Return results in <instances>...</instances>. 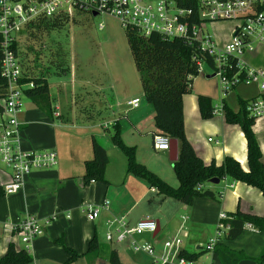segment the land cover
Listing matches in <instances>:
<instances>
[{
    "label": "crops",
    "instance_id": "1",
    "mask_svg": "<svg viewBox=\"0 0 264 264\" xmlns=\"http://www.w3.org/2000/svg\"><path fill=\"white\" fill-rule=\"evenodd\" d=\"M232 32L233 28L230 39ZM211 36L218 47L222 48L226 45V43H218L212 34ZM263 48L264 46L260 45L254 51L247 52L258 65L249 66L248 60L243 57L245 64L253 69L264 71ZM205 65L208 64L202 63L201 72L205 71ZM210 67L213 73L208 74L207 77L218 78V90L222 95L220 103L215 102L212 90H194L198 82L195 85V77L193 78L194 94L187 93L183 96L187 138L206 164L211 162L221 164L227 155H231L241 163L244 169L248 170L247 140L239 124L227 122L222 107L224 96L221 77L214 67ZM70 69L69 76L73 78L71 82L76 85H85L84 81L78 80V73H74L71 67ZM251 86H255V90L250 97H243L240 94L237 99L243 97L251 100L259 96L260 90L257 85L240 84L234 89H240V92L245 94L250 92L248 88ZM199 92L207 93L205 95L212 97L215 106V114L212 118H203L198 104V95L202 94ZM229 93L230 91L225 97L231 105L227 98ZM142 94H144L143 91ZM135 98L140 99L139 96H131L127 102ZM29 100L33 107L26 111L22 110L20 113L21 147L25 151L54 150L57 153V163L50 168L35 169L25 178V184L20 191L12 194L5 193L0 197V258L5 255L10 243H14L17 248L25 247L16 228L26 215H33L43 224L44 233L25 247L33 256L31 264H66L70 255L66 247L80 253L79 258L70 264H111L109 258L112 250L117 251L123 264H154L150 255L134 250L131 242L126 247L118 248L112 247L113 241H108L106 238L107 232L114 229V226L110 224L111 220L124 217L130 224H134L140 219L149 217L157 222V231L153 234H134L132 237L134 240L137 241V236H140L143 239L141 243H151L156 246L157 252L161 253L164 241L180 237L181 250L204 251L197 259H194L195 264H222L214 250L206 251L203 248L216 234L220 213L228 214L241 209L264 216L262 191L230 177L220 180L219 184H205L204 187L217 193L218 199L202 196L196 197L192 204H186L162 194L158 199H150L144 211L136 213L135 208L149 197V193L158 194L159 192L143 178L127 172V157L111 138L113 124L116 121H119L123 141L127 145L136 147V159L140 163L145 164L169 184L175 187L180 184L169 150L162 151L154 147L153 135L158 133L154 123V106L146 98V103H142L140 99L137 107L126 103L130 112L123 122L114 117L109 123L96 124L89 120L80 124L67 125L64 123L61 106L52 104L54 108L52 118L30 98ZM121 106V102H117L113 107L110 106L113 108V114L120 113ZM233 108L239 111L240 104ZM137 110L140 112L138 113ZM57 118L63 122L57 123L55 121ZM148 119L152 121L149 126L146 125ZM111 123H113L111 135L107 137L101 130H108V125ZM253 129L264 161V116L255 120ZM94 138L105 147L109 157L105 169L106 182L92 180L89 184H85V162L93 158ZM144 144H147V149H144ZM11 178V169L0 164V186L4 188L11 182ZM88 205L100 209L97 218L92 219L87 216L85 208ZM101 230H104L106 242L100 239ZM94 237L98 241L99 248L90 251L89 244ZM58 240H62L64 244ZM224 244L234 251L258 257L264 247V230L257 231L252 226H247L240 236L232 240H224ZM239 264L257 263L252 259H246Z\"/></svg>",
    "mask_w": 264,
    "mask_h": 264
},
{
    "label": "trees",
    "instance_id": "2",
    "mask_svg": "<svg viewBox=\"0 0 264 264\" xmlns=\"http://www.w3.org/2000/svg\"><path fill=\"white\" fill-rule=\"evenodd\" d=\"M179 5L196 7V0H179ZM69 21L70 18L66 14L53 17L39 16L26 26L24 33H27L32 40L42 43L44 33L48 34L51 30L61 28ZM126 36L135 66L140 73L145 98L155 108L154 123L157 132L178 141V159L173 161V168L180 184L177 187L169 184L145 164L140 163L136 159V147L127 145L123 141L119 121H116L113 124L111 138L127 157V172L143 178L151 187L157 188L160 194L175 198L186 204H192L196 197L202 196L218 199L215 191L204 187L212 178L222 180L230 177L233 180L255 186L264 194L263 154L253 129L256 119L250 115L247 107L250 99L238 98L239 111L234 110L227 102L226 97L222 99V107L227 122L239 124L247 140L248 170L244 169L241 163L231 155H227L221 164L215 162L206 164L187 138L183 96L192 90L193 78L201 72L200 62L207 63L217 69L213 57L206 49H203L200 41L190 35L169 38L159 33H152L150 36L144 37L134 28L126 29ZM14 48L19 56L18 45L15 44ZM30 49L34 50L33 47H30ZM33 53L35 57H29L30 62H27L24 70L26 76L24 80H33L35 86L26 89L25 95L53 118L54 108L51 103L48 78L52 73L69 74L70 65L60 51H55L50 55L49 63L51 64L47 66L40 60L43 57L41 46ZM231 62L233 67L226 73L228 77H232L237 70L236 59L231 60ZM52 66L55 67V71H50ZM243 75L244 72H241L239 76ZM237 86L239 85L232 86L230 90ZM7 93V81L0 74V100ZM198 104L203 118L209 119L214 116L215 106L211 96L199 94ZM93 154V158L85 162V184H89L92 180L106 182L105 169L109 157L105 147L95 138L93 139ZM4 194L5 190L0 186V197ZM228 216L224 220L229 225L228 233L214 247V252L218 254L222 264H239L246 259H252L257 264H264V247L258 257H251L244 252L234 251L224 244V240H232L240 236L247 226H252L257 231L264 230V216L242 211L241 209L228 213ZM58 242L64 244L62 240H58ZM96 248H99L98 241L94 237L90 241L89 250L93 251ZM66 249L70 254L66 264H70L73 260L79 258L80 253L76 250L70 247H66ZM202 252L204 251L188 252L181 250L180 255L194 260ZM109 259L111 264H123L116 250L111 251ZM32 262L33 256L28 249L25 247L17 248L14 243H10L5 255L0 258V264H31Z\"/></svg>",
    "mask_w": 264,
    "mask_h": 264
},
{
    "label": "built area",
    "instance_id": "3",
    "mask_svg": "<svg viewBox=\"0 0 264 264\" xmlns=\"http://www.w3.org/2000/svg\"><path fill=\"white\" fill-rule=\"evenodd\" d=\"M93 15L106 13L120 20L125 29L134 28L144 37L159 33L164 37L175 38L192 36L200 41L213 57L223 85V96H227L232 86L257 85L260 94L248 103L250 115L255 119L264 116V71L253 69L245 64L242 55L264 46V0H196V7L179 5V0H0V74L7 81L8 93L0 101V164L12 171L11 182L5 187L6 194L20 191L25 178L35 169L50 168L57 163V153L51 151H25L21 147L20 113L25 90L35 86L33 80H24L25 74L15 44L26 26L39 16L53 17L66 14L70 20L77 13ZM222 20L235 22L229 43L218 47L207 24ZM100 27L104 25L101 23ZM236 59L237 70L232 77L227 72ZM200 70L202 63L200 62ZM244 72L243 76H239ZM140 99L127 102L132 107L139 106ZM217 112V111H216ZM212 140V138H209ZM171 138L162 133L153 135L154 147L168 151ZM85 212L89 218H97L98 207L88 205ZM229 216L220 213L215 236L203 248L213 251L215 245L228 233L229 225L224 222ZM114 226L106 234L108 241L114 239L122 243L129 239L136 251L150 255L154 264H195L194 260L180 255L182 239L173 237L164 241L163 250L157 252L151 243H138L134 234L155 233L158 224L149 217L130 224L124 217L110 221ZM23 243H30L44 233V226L33 215H26L16 228ZM115 235V236H114Z\"/></svg>",
    "mask_w": 264,
    "mask_h": 264
},
{
    "label": "rangeland",
    "instance_id": "4",
    "mask_svg": "<svg viewBox=\"0 0 264 264\" xmlns=\"http://www.w3.org/2000/svg\"><path fill=\"white\" fill-rule=\"evenodd\" d=\"M101 23L104 25L103 28L100 27ZM234 25L235 22L232 20H222L210 22L207 27L218 43L227 44L230 41V33ZM43 35L42 43L32 40L27 33L20 36L18 41L19 59L23 69L25 70L27 62H30L29 57H35L34 50L40 49L41 46L43 57L41 56L40 60L44 62V65H50V55L55 51H60L66 57V61L74 73H78V80L81 79L85 82V85H76L71 82L73 78L69 74L52 73L49 75L51 103L53 106H61L65 124H80L89 120L96 124L109 123L114 117L123 122L130 112L126 103L131 96H139L142 103H146L144 94H142L140 73L135 66L129 48L126 29L118 18L106 13L94 16L81 12L74 15V19H71L63 27ZM30 47H33L34 50ZM243 57L248 60L249 66L258 65L250 58L252 57L250 54L245 53L242 55ZM204 70L195 77V85L197 82L198 85L194 90H212L215 102L219 104L222 95L218 90V78L216 76L207 77L208 74L213 73L209 65H205ZM50 71H55V67L52 66ZM248 90L250 92L245 94L240 92V89L230 90L227 98L231 105L238 107L237 96L241 94L243 97H250L255 86H251ZM189 93L194 94L192 90ZM117 102H121L122 106L119 107L120 113L115 115L110 106H115ZM32 107L29 98L23 96L21 111ZM115 110L117 112V109ZM137 112L139 113L140 110ZM55 121L63 122L58 118ZM149 123H152L151 119L146 121V125L149 126ZM112 124L108 125V130L99 129H102L101 131L110 137ZM143 147L147 149V144H144ZM2 165L10 170L6 165ZM223 183L224 181L222 185ZM207 185L213 184L207 183ZM161 195L160 193H149V197L141 202L134 211L141 213L150 199H158ZM100 239L105 240L104 230L100 232ZM141 239L142 237L137 236L138 243L143 241ZM128 243H130L129 239L122 243H116L114 239L112 247H126ZM23 244L25 247L28 245Z\"/></svg>",
    "mask_w": 264,
    "mask_h": 264
},
{
    "label": "water",
    "instance_id": "5",
    "mask_svg": "<svg viewBox=\"0 0 264 264\" xmlns=\"http://www.w3.org/2000/svg\"><path fill=\"white\" fill-rule=\"evenodd\" d=\"M98 13L94 12L93 15L96 16ZM170 159L175 161L178 159V141L177 139H171L170 141ZM210 183L213 184H219L220 183V178H212L209 180Z\"/></svg>",
    "mask_w": 264,
    "mask_h": 264
}]
</instances>
